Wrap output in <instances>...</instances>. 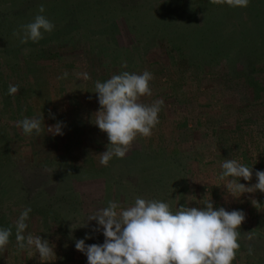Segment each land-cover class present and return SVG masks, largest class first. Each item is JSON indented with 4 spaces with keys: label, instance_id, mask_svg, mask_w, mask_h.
I'll list each match as a JSON object with an SVG mask.
<instances>
[{
    "label": "rangeland",
    "instance_id": "obj_1",
    "mask_svg": "<svg viewBox=\"0 0 264 264\" xmlns=\"http://www.w3.org/2000/svg\"><path fill=\"white\" fill-rule=\"evenodd\" d=\"M102 1L106 0H36L37 5L32 9L38 13L41 5L44 9H52L57 13L54 12V26H78L84 32V42L81 34H74L71 49H62L56 60L41 64L42 86H28L27 90L16 94L15 101L19 102L23 95L31 101L28 107L37 115L44 114V125L32 148L27 145L28 141L11 146L17 165L13 167L14 178L23 182H13L8 189L5 187L6 193L0 198V228L12 229L9 243L0 250V264H87L86 255L75 249V241L87 235L90 238L85 239L86 245L104 242L103 229L94 231L96 221H88V217L100 209L97 201L103 200L101 195L105 193L103 178L82 181L80 185L85 186L79 190L83 192L82 200L78 198L67 208L63 202L52 199L58 181L50 173L53 166L47 167L44 163L48 159L42 155L50 161L57 160L56 166L61 163L63 166H92L105 176L106 167L99 162V154L111 145H108L107 134L94 124V113L100 108L95 82H105L124 71L140 74L145 70L153 77L149 82L151 95L140 97V102L152 104L162 100L164 103L158 113L159 123L151 135H137L124 157L133 160L138 173L141 170L151 172L152 176L154 172H164V175L140 185L134 177L131 184H127L128 189L135 185L134 193L124 190L125 185L119 188V198L114 199L121 201L117 203V211L133 205L137 197L174 203L177 210L180 207L203 208L211 198L214 209L223 207L226 211L241 210L245 214L241 226L245 230L242 237L248 241L247 247L240 249L241 253L237 250L240 254L236 253L232 264H248L242 254L243 250L249 252V247L252 249L250 261L260 263L264 260V193L257 190L232 196L225 186L236 180L250 187L257 183L255 172L264 171V68L257 65L248 75L242 71L231 72L225 64L210 62L209 56L208 60L205 56L190 54L182 58L167 41L174 37L166 23H153L165 21L166 14L150 17L147 11L135 8L125 23V30L118 33L111 25L102 23L103 20L98 21L100 12L106 15L109 12ZM179 2L180 5L172 9L174 15L167 17L168 21L178 18L180 11L196 10L192 2L205 12H213L217 4L213 0ZM72 11L74 18L70 14L67 20L60 22L61 14ZM111 20L109 22L114 23ZM114 32L112 44H106L105 38ZM180 33L187 36V32ZM100 37L104 41H99ZM181 42H184L182 38ZM125 62L126 68L122 67ZM81 72H87L90 79H78L77 74ZM20 106L25 116L26 105L21 103ZM5 120L0 117V155L4 153L1 149ZM57 122L63 125V135L47 133V127ZM35 146L37 151L33 152ZM225 159L237 160L252 168L251 180L221 179V164ZM158 162L171 165L166 171H158ZM66 168L64 166L63 170ZM110 172H114L113 168ZM110 186L113 185L108 184ZM168 189L173 191V198L165 193ZM26 208H31V212L25 221L27 228L23 235L40 236L48 240L50 246L54 245L55 255L47 260H41L34 247L20 249L17 246L15 225Z\"/></svg>",
    "mask_w": 264,
    "mask_h": 264
},
{
    "label": "clouds",
    "instance_id": "obj_2",
    "mask_svg": "<svg viewBox=\"0 0 264 264\" xmlns=\"http://www.w3.org/2000/svg\"><path fill=\"white\" fill-rule=\"evenodd\" d=\"M226 2L234 7H246L248 4V0ZM44 11L41 5L39 12ZM21 28L24 33L21 43L28 40L37 42L43 38L42 30L51 32L54 24L44 15H36L32 22ZM122 67H127L126 62ZM77 77L90 79L87 72L78 73ZM152 78L147 70L140 74L124 71L105 82H95L100 108L94 113V124L107 134L108 145H111L99 154L102 165L107 166L113 156L123 158L137 135L150 136L159 123L158 113L164 102H140V97L151 95L149 82ZM18 91V86L9 85L10 95ZM42 124V115L17 121V127L22 128L25 134L34 130L39 133ZM62 127V123L57 122L47 127V133L63 135ZM221 168V179L238 177L249 181L253 175L252 168L233 159H225ZM255 176L257 183L250 187L236 180L229 181L225 187L232 196L257 190L264 193V171H256ZM118 207L110 201L107 207L88 217V221H96L94 231L103 229L105 239L102 244L86 245L85 239L90 238L86 235L84 239L75 241V249L86 255L87 264H232L240 248L237 230L245 220V214L241 210L226 211L223 207L214 209L211 198L203 208L180 207L175 213L165 202L140 197L119 212ZM30 212L31 208H26L16 221L17 246L20 249L34 247L41 260H47L55 255L54 245L50 246L49 241L40 236L23 235ZM11 235V228H0V250L5 249ZM249 254H252L251 247Z\"/></svg>",
    "mask_w": 264,
    "mask_h": 264
},
{
    "label": "trees",
    "instance_id": "obj_3",
    "mask_svg": "<svg viewBox=\"0 0 264 264\" xmlns=\"http://www.w3.org/2000/svg\"><path fill=\"white\" fill-rule=\"evenodd\" d=\"M102 2L103 6L107 5L109 12L107 15L100 12L98 21L103 20L102 23L111 25L117 29L118 33L122 34V31L125 30V23L129 21L128 17L134 12L135 8H138L139 11H147L150 17L153 14H166V22L160 20L158 23L156 21H153V23H166L165 26L172 31L170 35L174 37V40L167 41L170 42L171 47L181 53L182 58L184 55L188 56L189 54L195 57L205 56L204 59L208 60L210 58V62L225 64L231 72L242 71L248 73V75L254 72V67H257V65L264 68V0H248L246 7H234L229 5L226 0H222V2L215 4L213 12H205L198 4L192 2L191 4L196 10L190 8L183 12L180 11L177 15L178 18L176 17L172 21H168L167 17L174 15L172 9L180 5L179 0H169L163 3L157 2V0H106ZM36 5V0H0V117L6 119L3 123L5 133L1 149L4 153L0 155V198H3L6 190L11 187L13 182L16 184L23 182L20 178H14L13 172L15 171L13 167L17 165L14 158H12L15 151L11 146L14 144L21 145L28 141L27 145L32 148L35 140L43 132L41 130L36 133L34 130L31 134H25L22 128L17 127V121L23 120L25 116H29L28 118L31 119L39 118L41 115H37L31 107H28V103L31 101L23 98V95L20 96L22 99L19 102L15 101L18 93L10 95L8 93L9 85L18 86L19 91L27 90L28 86L40 85L41 87L43 84L40 74L41 64L56 60L62 49H71L75 41L73 39L74 34H81V40L84 42V32L78 26L71 28V26H64L65 24H63V26L57 28L54 26L51 32H43L42 30L43 38L37 42L28 40L26 43H21V38L24 35L21 26L32 22L36 15H40L37 11L33 12L32 10ZM54 12L52 9L45 8L43 15L54 23ZM70 14L73 18L75 17L73 11L68 12V14L63 13L60 15L62 16L60 22L67 20L66 18ZM110 18H112L111 22L114 23L109 22ZM179 30L183 33L187 32V36H181L182 33ZM15 33H18V35ZM114 35L115 32L107 35L105 43L108 44L111 38H114ZM124 36L125 41H128V37ZM181 38L184 40L183 44ZM98 40L104 41L101 37ZM83 42L81 44L84 45ZM183 45H187L189 49ZM21 103L26 105L25 111L27 112L25 116L21 114ZM39 111V113H42L43 110L39 108ZM36 151L37 147L35 146L33 152ZM42 156L48 159L44 163L47 167L49 164L53 166L50 173L53 179L58 181L53 188L55 190L52 199L55 202H63L67 208L71 204H75L78 198L82 200L83 192L79 190L85 189L84 185H80L84 180L95 181L98 177L103 178L105 193L101 195L103 200L100 198L97 201V206L102 209L110 201L116 204L121 202L116 200L119 198V188H123V185H125L124 190L134 193L135 185L133 188L131 185L130 189L127 187V184H131L134 177H137L136 183L138 182L139 184H137L140 185L143 182L146 183L151 179L164 175V172H154L155 170H153L156 173L155 176H152L153 174L148 171L142 172L140 170L138 173V169H135V165L133 166V160H128L130 157L127 156L124 158L113 156L105 166V176L100 175L98 170L92 166L87 168V166H74L71 164L64 165L67 168L63 170L64 166L61 162H59L61 165L56 166L57 160L50 161L49 157ZM170 162H166V164L158 162L157 170L166 171V167L171 165ZM112 168L114 172H110ZM68 169L69 171H67ZM108 184L113 186L109 188ZM5 187L7 189H4ZM106 190L109 191L106 192ZM165 193L170 198L174 197L171 189L166 190ZM114 199L116 200L114 201ZM173 204L169 203V207L175 213L177 209L174 208ZM41 205L43 207L45 204ZM237 231L239 232L238 243L240 244L238 250H240L247 247L248 241L242 237L245 231L243 226L240 225ZM247 252L248 250H243V257L247 258L248 264H254L250 261L249 252L248 254ZM236 253H239V251H236ZM263 261L257 264H264Z\"/></svg>",
    "mask_w": 264,
    "mask_h": 264
}]
</instances>
